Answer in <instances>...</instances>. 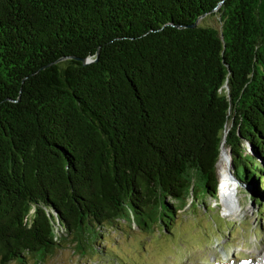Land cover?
Returning a JSON list of instances; mask_svg holds the SVG:
<instances>
[{
    "label": "trees",
    "instance_id": "obj_1",
    "mask_svg": "<svg viewBox=\"0 0 264 264\" xmlns=\"http://www.w3.org/2000/svg\"><path fill=\"white\" fill-rule=\"evenodd\" d=\"M221 163L264 207V0H0V264L112 253Z\"/></svg>",
    "mask_w": 264,
    "mask_h": 264
},
{
    "label": "rangeland",
    "instance_id": "obj_2",
    "mask_svg": "<svg viewBox=\"0 0 264 264\" xmlns=\"http://www.w3.org/2000/svg\"><path fill=\"white\" fill-rule=\"evenodd\" d=\"M209 21L219 25L215 18ZM229 169L231 165L225 171L222 163L219 166V196L209 195L205 204L195 208L189 201L173 225L161 224L151 235L136 224L124 225L122 232L109 230L115 250L108 248L112 251H107L108 255L105 251L93 254L92 248L98 244L89 239L85 249L68 242L40 264H210L213 259L227 261L235 254L261 257L264 207L252 200L255 189L239 184ZM100 231L105 233L103 228ZM8 264L22 263L13 260Z\"/></svg>",
    "mask_w": 264,
    "mask_h": 264
},
{
    "label": "water",
    "instance_id": "obj_3",
    "mask_svg": "<svg viewBox=\"0 0 264 264\" xmlns=\"http://www.w3.org/2000/svg\"><path fill=\"white\" fill-rule=\"evenodd\" d=\"M63 58H65V57H63ZM63 58H61V59H63ZM82 59H83L84 63H88V62L95 60V59L90 58V57L89 58H82Z\"/></svg>",
    "mask_w": 264,
    "mask_h": 264
},
{
    "label": "clouds",
    "instance_id": "obj_4",
    "mask_svg": "<svg viewBox=\"0 0 264 264\" xmlns=\"http://www.w3.org/2000/svg\"><path fill=\"white\" fill-rule=\"evenodd\" d=\"M229 174H231V173H229Z\"/></svg>",
    "mask_w": 264,
    "mask_h": 264
},
{
    "label": "bare ground",
    "instance_id": "obj_5",
    "mask_svg": "<svg viewBox=\"0 0 264 264\" xmlns=\"http://www.w3.org/2000/svg\"><path fill=\"white\" fill-rule=\"evenodd\" d=\"M226 258V257H225Z\"/></svg>",
    "mask_w": 264,
    "mask_h": 264
}]
</instances>
